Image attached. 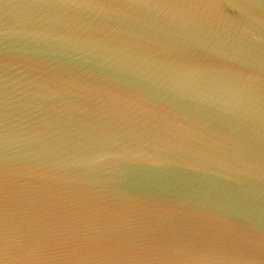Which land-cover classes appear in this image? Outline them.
Returning a JSON list of instances; mask_svg holds the SVG:
<instances>
[{
    "label": "water",
    "instance_id": "1",
    "mask_svg": "<svg viewBox=\"0 0 264 264\" xmlns=\"http://www.w3.org/2000/svg\"><path fill=\"white\" fill-rule=\"evenodd\" d=\"M0 264H264V0H0Z\"/></svg>",
    "mask_w": 264,
    "mask_h": 264
}]
</instances>
